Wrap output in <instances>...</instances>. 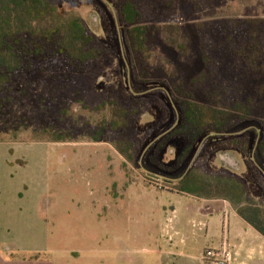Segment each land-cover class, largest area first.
I'll list each match as a JSON object with an SVG mask.
<instances>
[{"label":"rangeland","instance_id":"374dc122","mask_svg":"<svg viewBox=\"0 0 264 264\" xmlns=\"http://www.w3.org/2000/svg\"><path fill=\"white\" fill-rule=\"evenodd\" d=\"M57 4L61 12L84 21L96 38L99 58L81 68L74 85L70 77L76 75L75 67L66 66L62 55L36 60L0 96L6 100L0 117V139L5 140L0 141V264H154L168 237L173 244L178 241L185 199L172 182L194 164L202 172L237 176L264 208L256 122L203 134L192 144L181 135L167 136L180 123L179 109L156 67L141 66L135 59L132 70L116 7L109 0ZM221 15L264 17V0H206L199 10L180 0L176 13L152 23H193ZM157 45L156 37L152 46ZM76 85L85 91L80 105L71 94L67 97ZM64 98L71 103L67 110ZM112 98L143 105L128 132L137 145L133 164L125 163L106 139H82L91 128L86 123L96 117L80 107ZM46 126L68 131L75 139L39 140L47 139L41 131ZM14 134L18 141L8 137Z\"/></svg>","mask_w":264,"mask_h":264},{"label":"trees","instance_id":"16d2710c","mask_svg":"<svg viewBox=\"0 0 264 264\" xmlns=\"http://www.w3.org/2000/svg\"><path fill=\"white\" fill-rule=\"evenodd\" d=\"M109 1L125 28L124 44L131 56L132 70L135 59L141 66L156 67L179 109L180 123L167 136L181 135L192 144L203 134L229 131L243 122L254 121L259 134L256 161L262 163L264 17L221 15L193 23L160 25L152 23L153 19L176 13L180 0ZM187 1L199 10L206 0ZM57 2L0 0V96L9 90L15 76L32 69L36 60L46 62L48 57L62 55L66 66L75 67L76 75L70 77L74 85L81 68L99 58L96 38L84 21L73 12H61ZM156 37L160 45L153 47L152 39L156 42ZM62 79L67 80L68 76L62 75ZM78 86L71 87L67 97L71 94L80 105L85 91ZM5 101L0 97V117ZM62 103L67 104L66 110L71 105L65 98ZM80 108L96 117L86 123L91 128L82 139H106L125 158V163L133 164L137 145L128 132L143 105L129 106L112 98L94 106L84 103ZM66 110L61 112L62 119ZM41 131L48 135L47 139L37 137L39 140L75 139L68 131L51 126L42 127ZM8 137L18 141L16 134ZM175 179V192L227 200L244 221L264 236V208L237 176L225 171L202 172L194 164Z\"/></svg>","mask_w":264,"mask_h":264},{"label":"crops","instance_id":"0c3cea01","mask_svg":"<svg viewBox=\"0 0 264 264\" xmlns=\"http://www.w3.org/2000/svg\"><path fill=\"white\" fill-rule=\"evenodd\" d=\"M183 198V210L175 233L178 241L173 244L172 237H168V246L157 249L158 260L154 264H208L202 260V252L221 244L225 221L235 255L233 264H264V236L244 221L229 202L189 194H184ZM201 244L206 246L201 248Z\"/></svg>","mask_w":264,"mask_h":264},{"label":"built area","instance_id":"2783aa9c","mask_svg":"<svg viewBox=\"0 0 264 264\" xmlns=\"http://www.w3.org/2000/svg\"><path fill=\"white\" fill-rule=\"evenodd\" d=\"M227 223L223 224V239L218 247H209L203 250L201 258L209 264H233L235 255L227 241Z\"/></svg>","mask_w":264,"mask_h":264},{"label":"water","instance_id":"95a60500","mask_svg":"<svg viewBox=\"0 0 264 264\" xmlns=\"http://www.w3.org/2000/svg\"><path fill=\"white\" fill-rule=\"evenodd\" d=\"M195 156H196V154L194 155V157L193 158H195ZM193 161V160H192ZM192 161H191V163H192ZM190 163V164H191ZM256 163V162H255ZM257 164V163H256ZM190 166V165H189ZM257 166L259 167V169L263 172V174H264V170L257 164Z\"/></svg>","mask_w":264,"mask_h":264}]
</instances>
